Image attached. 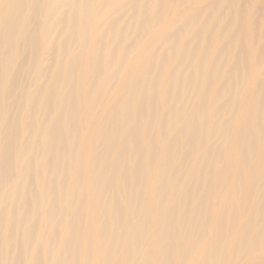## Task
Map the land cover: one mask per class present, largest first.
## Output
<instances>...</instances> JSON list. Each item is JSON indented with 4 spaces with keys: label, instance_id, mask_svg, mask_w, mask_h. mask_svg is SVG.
Returning <instances> with one entry per match:
<instances>
[{
    "label": "bare ground",
    "instance_id": "1",
    "mask_svg": "<svg viewBox=\"0 0 264 264\" xmlns=\"http://www.w3.org/2000/svg\"><path fill=\"white\" fill-rule=\"evenodd\" d=\"M264 0H0V264H264Z\"/></svg>",
    "mask_w": 264,
    "mask_h": 264
},
{
    "label": "rangeland",
    "instance_id": "2",
    "mask_svg": "<svg viewBox=\"0 0 264 264\" xmlns=\"http://www.w3.org/2000/svg\"><path fill=\"white\" fill-rule=\"evenodd\" d=\"M264 42V41H263Z\"/></svg>",
    "mask_w": 264,
    "mask_h": 264
}]
</instances>
